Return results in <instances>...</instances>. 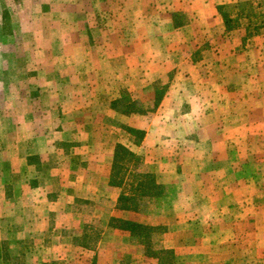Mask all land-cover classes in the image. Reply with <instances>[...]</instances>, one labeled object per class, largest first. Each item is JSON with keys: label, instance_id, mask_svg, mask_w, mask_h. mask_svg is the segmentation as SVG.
Segmentation results:
<instances>
[{"label": "rangeland", "instance_id": "1", "mask_svg": "<svg viewBox=\"0 0 264 264\" xmlns=\"http://www.w3.org/2000/svg\"><path fill=\"white\" fill-rule=\"evenodd\" d=\"M250 1L254 2L252 12L256 14L251 20L236 18L238 25L231 30H225L223 23L225 32L242 30L243 43L264 37V0L220 5ZM154 4L161 2L0 0V165L9 167L7 159L17 153L16 148L3 142L25 135L15 128L19 118L26 114L32 123L41 121L42 113L36 108L54 100L57 109L48 116L56 115L62 124L53 150L64 160L62 177H75L76 168L71 165H79L77 158L88 154L94 157L89 162L92 165H80L89 167L95 176L92 187L103 188L106 184V188L76 199L73 213L78 216L65 218L73 226L66 231L68 251L47 264H77L79 253L70 244L93 252L91 260L92 253L83 257L90 264H160L145 254L129 232L119 230V235L106 239L107 234L103 235L104 229L111 227L109 218H117L110 216L111 212L121 211L117 208L120 188H130L131 175L137 172L153 174L165 193L143 199L137 212L125 211L130 215L117 219L155 227L149 235V246L158 253L173 251V256L162 255L163 260H169L167 264H264V74L250 84L229 81L228 88L221 86L219 90L214 79L224 72L228 78L233 77V59H229L226 69L198 63L190 71H177L173 64H165L169 56L160 50L158 59L163 64L152 70H156L157 80L136 92L134 85H125L116 78L122 70L119 56L125 45L131 46L126 51L131 63L128 69L135 73L141 68L136 66L135 46L142 42L150 45L142 39L149 26L140 22L141 28L137 29V20L143 14L151 15ZM240 10L242 6L234 8V12ZM192 16H183L179 11L171 14L175 28L193 20ZM248 25L251 34L258 28L259 34L247 36ZM165 34L168 40H174L175 33ZM108 42L107 47L115 51L111 55L116 63L110 67L102 60L85 63L96 58L94 47ZM205 54L210 59L209 52ZM72 56L79 58V63H73ZM193 57L197 59L198 55ZM152 67L144 70L151 72ZM239 70L245 74L243 67ZM188 71L203 78L200 93L181 76ZM55 75L60 79L61 94L51 98L45 90L53 86ZM212 87H216L218 96L211 95ZM23 90L26 96L20 97ZM127 100L145 113L122 114ZM204 102L217 105L205 112ZM26 105L31 109L29 113L21 109ZM187 106L193 111L186 112ZM125 127L145 132L139 146L131 143L135 137ZM117 144L127 146L141 158L137 165H129L132 171L125 179V187L108 185ZM31 158L36 169H47V165L35 160L37 156ZM36 176L32 174L35 185L41 180ZM0 230L7 233L3 224ZM7 248L3 250L4 264H23V258L11 255ZM115 249L118 255L111 253Z\"/></svg>", "mask_w": 264, "mask_h": 264}, {"label": "crops", "instance_id": "2", "mask_svg": "<svg viewBox=\"0 0 264 264\" xmlns=\"http://www.w3.org/2000/svg\"><path fill=\"white\" fill-rule=\"evenodd\" d=\"M157 1H160L161 5H152L153 13L151 15L143 14L137 20V29L141 28L140 22L149 26L145 37L142 39L143 41L146 39V43L149 41L150 45L142 42L140 46L138 44L135 46L137 51L136 66H141V68L139 67V70L137 69L135 73L130 72L131 69H128V67H131V63L127 61L129 57L126 51L131 49V46L127 47L125 45L119 56L120 69L122 70L118 72L119 76H116V78L119 77L118 79L123 81L125 85H134L135 91L141 92L146 85H151L157 80L155 78L157 77L155 74L156 70L153 73L152 70H154V67L162 66L163 63L161 64L158 57L160 50H164L167 54L166 56H169V59L165 60V64H173V68H176L177 71L179 69L190 71L198 63H201V65L209 63V65H214V67L226 69L229 65V59H233L234 62L230 64L235 67L233 77L228 78L224 72V74L221 73L214 79L216 81L215 84L218 85L219 83V90L221 86L228 88V85H230L228 82L233 80L247 81L249 84L255 79L259 81L262 74H264V37L257 36L243 43V31L225 32L223 22L217 12V6L241 0ZM156 8H159V11L156 12ZM174 11H179L183 16L193 14V20L183 22V24L175 28L171 18V14ZM165 32L175 33L174 40H168ZM143 33L144 31H142L141 37ZM181 33H183V36L178 35ZM107 45L110 46V42L104 43L103 47H94L97 51L96 58L85 63L90 65L94 61L100 62L102 60L109 67L116 63L117 61L111 55L115 51H112L111 47L108 48ZM148 48L152 49L154 53L152 51L148 52ZM70 49L74 50V47L71 46ZM193 49L197 50L193 52ZM206 52H209L210 59H206ZM194 55H198L197 59H194ZM78 59L77 57L74 58V56L71 58L73 63H76L75 61L79 63ZM149 65L153 66L150 68L151 72L144 70V67ZM240 67L244 68L245 74L239 73L241 72L239 70ZM189 71L181 74V76L191 81L195 91L200 93L203 90V78L200 76L197 78L194 73ZM58 80L60 79L55 75L53 80H51L54 83L53 86L45 90L46 96L52 98L61 94ZM206 89L209 90V88ZM214 89L216 87H212L209 92L216 97L218 92H214ZM22 93L19 96L25 97V90ZM191 105L193 106V104ZM203 105L205 106V108L203 106V109L206 112L208 109L214 110L217 103H207L205 105L204 102ZM21 109H24L27 113H29V110L31 111L28 105L22 106ZM56 109L57 106L52 100L49 105H40L36 108V111L39 110L42 113L41 121L32 123V120L26 114L23 117L21 116L15 128L22 130L25 135L22 137L18 136L12 141L3 142L4 145L7 143L9 148H16L17 153H13L15 154L14 158L7 159V163L10 164H8L9 167L5 168L0 165V225L3 224L7 228V233H3L0 230V264H4L3 258L6 256L3 254V250L8 249L7 246L10 248L8 251L11 252V255L23 258V264H47L49 260L58 259L59 256L65 254L64 251H68L69 248L65 242V238L69 234L66 231L73 228V226H69L65 222V218L78 216L77 212L73 213L76 199L89 191L99 193L106 188V184L103 185L102 183L101 186L103 185V188L92 187L95 182V176H92L89 167L85 169L83 165H80L81 162H86L88 164L86 166H89L92 163L90 161L94 159L92 155L85 154V157L81 155L77 158L80 164L71 165L73 169L74 167L76 168L74 171L75 177L72 175L68 176L67 179L62 177L61 161L64 160H61L62 158H60L57 151L53 152L57 144L54 139L58 138V130L62 124L59 118H56V115H51V118L48 116L51 113L53 114ZM15 111L17 113L20 111L19 106ZM191 111H193L191 106H187L186 112ZM12 150L11 152H13ZM1 154L0 152V156ZM34 156H37L35 160H38L39 164L47 165L45 171H39V168L36 169L34 164L31 163V160H33L31 157ZM107 172L106 169L103 172L105 178L107 177ZM32 174L38 175L36 177L41 179L39 184L35 185L33 181L35 178L32 177ZM128 215L130 214L125 211H113L110 216L126 219ZM119 233L121 231L108 227L104 229L103 235L107 234L105 236L106 239V237L119 235ZM32 243L33 245H31ZM70 247L79 253L76 255L77 260L79 259L76 262L77 264L91 263L93 252L85 250L79 245L70 244ZM116 250L118 249L113 250L111 253L118 255ZM89 253H92V256L86 263L83 257Z\"/></svg>", "mask_w": 264, "mask_h": 264}, {"label": "trees", "instance_id": "3", "mask_svg": "<svg viewBox=\"0 0 264 264\" xmlns=\"http://www.w3.org/2000/svg\"><path fill=\"white\" fill-rule=\"evenodd\" d=\"M253 4L254 2H243L239 5H228V6H217V11L221 16L223 23L225 25V30H231L236 27V18H244L251 20L252 16L256 14L253 13ZM237 6H242L243 10L238 12H234V8ZM264 8V7H263ZM251 24V22H249ZM247 36L258 35L259 28L254 30V34H251L249 31V25L246 28ZM264 33V32H263ZM251 34V35H250ZM127 97V96H126ZM158 102L154 103V106L157 105ZM122 114L130 115V114H144L143 110H140L135 107L134 103L129 102L127 100V104L125 105V109L121 111ZM129 135L134 136L135 140L131 143L135 146H139L142 140L145 137V132L140 129L125 127L123 128ZM140 157L131 151L127 146L123 144H117L113 151V159L111 164V173L108 180V185L115 187H125L126 186V178L127 175H130L129 165L133 164V166L137 165L140 161ZM125 165V166H124ZM132 181L129 184L130 188H120L121 192L117 198V208L121 211H131L137 212L140 209V203L145 198H157L163 196L165 193V188L156 182L155 176L151 173H133L131 175ZM109 224L112 228L127 231L130 233L132 237L135 238L137 243L143 246L145 254L148 257L156 259L160 264H167L168 261L162 259V255L169 254L173 256V251L164 250L161 252H154L151 250L149 244V235L155 230V227H150L147 225H142L139 223H135L129 220H122L117 218H109ZM83 247H87L82 244ZM53 264V263H52Z\"/></svg>", "mask_w": 264, "mask_h": 264}]
</instances>
